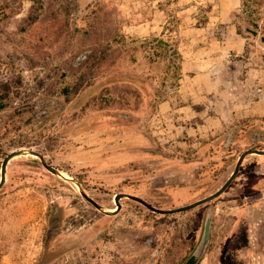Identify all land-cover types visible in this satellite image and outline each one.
I'll use <instances>...</instances> for the list:
<instances>
[{
	"label": "rangeland",
	"instance_id": "374dc122",
	"mask_svg": "<svg viewBox=\"0 0 264 264\" xmlns=\"http://www.w3.org/2000/svg\"><path fill=\"white\" fill-rule=\"evenodd\" d=\"M11 152L0 264H264V0H0Z\"/></svg>",
	"mask_w": 264,
	"mask_h": 264
},
{
	"label": "water",
	"instance_id": "95a60500",
	"mask_svg": "<svg viewBox=\"0 0 264 264\" xmlns=\"http://www.w3.org/2000/svg\"><path fill=\"white\" fill-rule=\"evenodd\" d=\"M251 152H256V153L260 152L261 153V151H256V150L249 151V153H251ZM29 153L37 155V153H34L33 151H29ZM16 154H18V152H11L9 155H7V157H5L4 161L2 162L0 185L4 182V178H5L4 177V173H5L6 163L8 162L9 158L13 157ZM243 157H244V154H242L239 157V160H238L237 165H236V167L234 169V172L232 173V175L229 177V179L226 181V183L220 189H218L216 192L212 193L211 195H209V196H207V197H205L203 199H200L198 201H195L193 203H190L188 205L177 207V208H174V209L162 210V209H157L155 207H152V206L148 205L145 201H143L141 199H138L136 197L129 196V195H127V196L130 197V198L136 199L137 201H139L142 204H144L145 206H147L149 209H151L153 211H157L159 213H173V212L186 210V209L191 208V207H195V206H197L199 204H202V203H205L207 201H210V200L214 199L215 197L219 196L224 191V189L228 186L229 182L233 179L234 175L236 174V172L238 170V166H239L240 162L242 161ZM42 163L46 167V169H48L49 171H51L55 175H58L59 177H61V175L59 173V170L47 165L44 160H42ZM62 179H65V178H62ZM66 180L75 183L79 187V185L77 184V182L74 179H66ZM79 191L82 193V195L84 197H86L89 201H91V203L96 208L101 209V207L99 205H97L94 201L89 199L86 196V194L84 192H82L80 187H79ZM116 204L119 206V203L117 201H116ZM210 222H211V214H209L207 216L206 220L204 221L202 235H201V237H200V239L198 241V244L195 247L194 251L192 252L190 257L188 258L186 264H196L201 259L202 255L204 254V251L206 249V246H207V244L209 242V237H210Z\"/></svg>",
	"mask_w": 264,
	"mask_h": 264
},
{
	"label": "bare ground",
	"instance_id": "6f19581e",
	"mask_svg": "<svg viewBox=\"0 0 264 264\" xmlns=\"http://www.w3.org/2000/svg\"><path fill=\"white\" fill-rule=\"evenodd\" d=\"M59 173H60V175H61L62 178H65L64 180H66V179H72V178H70L68 175L64 174V173L61 172V171H59ZM75 185H76V184H75ZM76 187H77V189L79 190V187H78L77 185H76ZM108 211H109V212H115V211H117L116 205H115V208H111V209H109Z\"/></svg>",
	"mask_w": 264,
	"mask_h": 264
},
{
	"label": "crops",
	"instance_id": "0c3cea01",
	"mask_svg": "<svg viewBox=\"0 0 264 264\" xmlns=\"http://www.w3.org/2000/svg\"><path fill=\"white\" fill-rule=\"evenodd\" d=\"M144 24H146V23H143V26H144ZM149 24V22H147V25ZM148 30H149V27H148ZM147 31V30H146ZM149 34H152L151 33V30H149L147 33H146V35H149Z\"/></svg>",
	"mask_w": 264,
	"mask_h": 264
},
{
	"label": "flooded vegetation",
	"instance_id": "af4514ba",
	"mask_svg": "<svg viewBox=\"0 0 264 264\" xmlns=\"http://www.w3.org/2000/svg\"><path fill=\"white\" fill-rule=\"evenodd\" d=\"M260 157H262V156L260 155ZM233 179H234V177H233ZM231 181H232V180H231ZM231 181L229 182V184L231 183ZM224 183H225V182H224ZM224 183H223V184H224Z\"/></svg>",
	"mask_w": 264,
	"mask_h": 264
}]
</instances>
